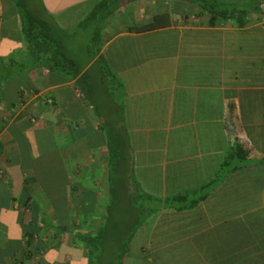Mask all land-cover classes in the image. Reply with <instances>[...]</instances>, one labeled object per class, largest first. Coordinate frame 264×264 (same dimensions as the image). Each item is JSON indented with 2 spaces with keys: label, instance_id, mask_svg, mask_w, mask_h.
<instances>
[{
  "label": "crops",
  "instance_id": "crops-1",
  "mask_svg": "<svg viewBox=\"0 0 264 264\" xmlns=\"http://www.w3.org/2000/svg\"><path fill=\"white\" fill-rule=\"evenodd\" d=\"M98 1H36L81 68L68 81L39 66L14 0H0V264H87L77 234L103 226L111 142L77 84L100 55L123 91L122 127L141 192L162 198L210 183L228 146V105L253 149L194 207L146 218L121 264H264V4L237 27L208 25L188 0H108L110 15L81 25ZM161 13L167 26L128 30ZM98 31L91 57L76 38Z\"/></svg>",
  "mask_w": 264,
  "mask_h": 264
},
{
  "label": "trees",
  "instance_id": "trees-1",
  "mask_svg": "<svg viewBox=\"0 0 264 264\" xmlns=\"http://www.w3.org/2000/svg\"><path fill=\"white\" fill-rule=\"evenodd\" d=\"M193 4L200 7L207 14V24L213 26L216 21H227L232 22L237 27H243L250 22V13L252 10H259L261 4H264V0L258 2V0H251L248 3L235 4L222 0H188ZM14 6L22 22V33L25 42L31 48V52L34 59L37 60L40 67H44L50 72L56 73L63 76L66 80H74L80 74L81 68L77 62L70 57V53L65 46L64 37L62 36V44L60 43V37L53 35V30L56 26L45 19H43L36 7L30 8L27 0H14ZM112 13L108 0H99L88 16L80 22L81 25H85L90 22L98 23L102 18H106ZM169 23L168 16L165 13L156 14L153 19L139 27H129L128 30L135 32H142L147 30L157 29L163 26H167ZM99 32V31H98ZM96 32V34L98 33ZM95 37H92V41H95ZM60 38V39H59ZM89 56H94L92 47H88ZM102 61L109 73L108 67L105 63L103 56H99L97 61ZM110 75V73H109ZM111 76V75H110ZM85 77V75H84ZM84 77L78 82V88L82 89V81ZM88 83V82H86ZM89 88V87H88ZM91 88H89L90 90ZM82 92V91H80ZM86 102V101H85ZM89 104V103H87ZM224 126L228 134V146L225 156L220 164L217 175L208 184H205L197 189H190L184 192L158 198L148 193L141 192L138 187L137 193L135 194L138 200H135L133 207L129 205L130 212L137 214V224L132 228L129 240L132 238L135 230L138 226L150 215L156 213L161 208H173L175 210H184L194 207L199 201L206 197L205 188L209 184L221 181L226 175L235 170L241 168L246 159H249L253 155V149L246 141L241 127L240 122L235 113L234 105H228L226 115L224 116ZM264 159V157H261ZM111 169V168H110ZM109 169V179H111V170ZM112 186L108 184V204L106 206V213L104 216L103 226L94 235L77 234L81 239L87 250V264H113V261L105 260L102 262L101 255L109 253L107 245L112 239H106V236H110L109 230L114 231L124 228V214L127 211L122 203V199L117 202L113 200ZM122 196V195H121ZM123 197V196H122ZM135 198V199H136ZM133 201V200H132ZM137 202V204H136ZM130 204V203H129ZM138 205V206H136ZM128 206V205H127ZM132 207V208H131ZM62 231H69L65 226L60 227ZM113 235H111L113 237ZM110 236V237H111ZM126 242L125 247L121 248V255L123 256L128 246Z\"/></svg>",
  "mask_w": 264,
  "mask_h": 264
},
{
  "label": "rangeland",
  "instance_id": "rangeland-1",
  "mask_svg": "<svg viewBox=\"0 0 264 264\" xmlns=\"http://www.w3.org/2000/svg\"><path fill=\"white\" fill-rule=\"evenodd\" d=\"M36 1L31 0L32 5L34 4L33 7H36ZM82 35L80 34L76 38L79 47H83L86 44L91 46L94 52L100 48L103 36L102 32L97 33L94 42L91 41L95 34L93 36L88 34ZM81 85L82 89L80 90L78 88V90L82 91V98L86 103L91 105L89 111L92 115L101 119L103 129L107 132L108 140L111 142L109 144L111 151V169H109L111 170L112 178L109 179L110 182H107V184L110 183L112 186L113 200L119 202L122 199V203H125L123 205L127 207L126 209L128 211L124 214V219L127 221L124 223V228L122 227L114 231V235L113 230L107 228L109 235H113V237L106 236V239H112L107 245L109 253L107 252L105 253L106 255H101L102 262L109 259L113 261V264H121L123 256L120 254V250L125 247L131 235L132 228L137 224V214L130 212L129 205L133 207L135 200H138L135 196L138 189L132 180L131 154L125 143L126 139L122 127L123 91L120 84L109 75L105 64L100 60L96 61L94 66L90 68ZM88 87L91 89L89 90Z\"/></svg>",
  "mask_w": 264,
  "mask_h": 264
}]
</instances>
